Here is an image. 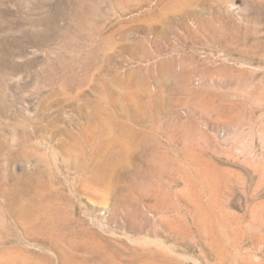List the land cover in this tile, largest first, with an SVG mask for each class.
Instances as JSON below:
<instances>
[{
  "label": "rangeland",
  "instance_id": "rangeland-1",
  "mask_svg": "<svg viewBox=\"0 0 264 264\" xmlns=\"http://www.w3.org/2000/svg\"><path fill=\"white\" fill-rule=\"evenodd\" d=\"M0 264H264V0H0Z\"/></svg>",
  "mask_w": 264,
  "mask_h": 264
}]
</instances>
